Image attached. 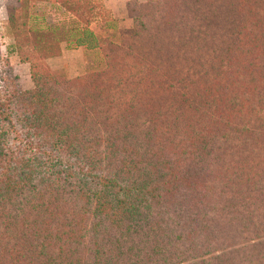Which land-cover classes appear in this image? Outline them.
<instances>
[{
    "label": "trees",
    "instance_id": "obj_1",
    "mask_svg": "<svg viewBox=\"0 0 264 264\" xmlns=\"http://www.w3.org/2000/svg\"><path fill=\"white\" fill-rule=\"evenodd\" d=\"M145 1L120 56L37 31L103 71L3 79L0 264H264V0Z\"/></svg>",
    "mask_w": 264,
    "mask_h": 264
},
{
    "label": "rangeland",
    "instance_id": "obj_2",
    "mask_svg": "<svg viewBox=\"0 0 264 264\" xmlns=\"http://www.w3.org/2000/svg\"><path fill=\"white\" fill-rule=\"evenodd\" d=\"M58 2L65 5L67 10L70 7L77 9L81 17H75L60 9ZM104 6L103 0H0L1 93L5 92V78H15L16 87L26 91L34 88V75L39 77V80L41 76L47 75L62 84L66 80L103 71L106 64L100 49L86 50L84 57L80 56L84 59L80 65L78 57L68 53L73 49H64L62 56L47 58V54L56 51L60 45L50 41V34L45 35V31H37L51 27L57 31L59 39L77 27H85V21H89L88 28L100 41L107 44L105 49H111L114 54L117 52L116 55L120 56V49L117 51L114 45L118 43L124 31L118 28L117 19L110 10L107 9L110 11L107 12ZM88 7L92 8V12H88ZM145 8L146 3H130L132 13L137 16ZM106 20L112 21L113 25L108 26ZM47 38L49 41L45 42ZM62 45L65 47V42ZM114 68L119 72L114 75L120 78V63L115 64Z\"/></svg>",
    "mask_w": 264,
    "mask_h": 264
},
{
    "label": "crops",
    "instance_id": "obj_3",
    "mask_svg": "<svg viewBox=\"0 0 264 264\" xmlns=\"http://www.w3.org/2000/svg\"><path fill=\"white\" fill-rule=\"evenodd\" d=\"M138 1L139 3H145V0H104V5L108 10H110L113 14V17L118 21V28L125 31L131 28L133 24V20L137 17V15L133 14L130 9V3ZM122 32V31H121ZM68 52V51H67ZM86 49L79 48L76 50H72L68 53L74 54L78 57L79 65L84 62V54ZM83 56V57H80Z\"/></svg>",
    "mask_w": 264,
    "mask_h": 264
}]
</instances>
